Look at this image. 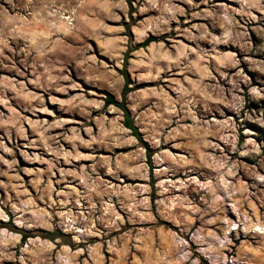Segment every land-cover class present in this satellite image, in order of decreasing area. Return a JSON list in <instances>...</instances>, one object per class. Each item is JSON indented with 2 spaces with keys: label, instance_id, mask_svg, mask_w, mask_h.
Returning <instances> with one entry per match:
<instances>
[{
  "label": "rangeland",
  "instance_id": "1",
  "mask_svg": "<svg viewBox=\"0 0 264 264\" xmlns=\"http://www.w3.org/2000/svg\"><path fill=\"white\" fill-rule=\"evenodd\" d=\"M131 1L0 0V264H264V0Z\"/></svg>",
  "mask_w": 264,
  "mask_h": 264
},
{
  "label": "trees",
  "instance_id": "2",
  "mask_svg": "<svg viewBox=\"0 0 264 264\" xmlns=\"http://www.w3.org/2000/svg\"><path fill=\"white\" fill-rule=\"evenodd\" d=\"M127 1L130 5L131 9H133L132 1L131 0H127ZM159 40H160L159 37L154 36V35H150L143 42L139 43L135 47V49L147 47L152 42H157ZM129 54H130L129 52L126 53V56H125L126 62H128V60H129V57H130ZM121 75H123L125 78V84H124V87L122 89V99L119 100L111 92L105 91L104 92V94H105L104 102H105L106 106L114 105L123 111V113H124V122L123 123H124L125 127L129 128L132 131V135H134L139 140V142L146 148L147 162L149 164L150 169L152 170L154 167L153 166V160H152L154 151L149 146V144L144 141L143 135H142L141 131L139 130L138 126L135 124L134 117H132L131 110L128 107L127 96L132 90L135 89V87L131 86L133 84V82H132L131 76L128 72L126 65L122 69ZM137 88H143V85H140ZM8 226L9 225H7L5 223L0 224V228H4V227H8ZM13 228H15L17 230V232L21 233L23 242H26L29 238H34L37 236H43V237H49V238H55V236H56V233L53 231L43 230V231L38 233V232L27 230V229H17L14 226H13Z\"/></svg>",
  "mask_w": 264,
  "mask_h": 264
},
{
  "label": "bare ground",
  "instance_id": "3",
  "mask_svg": "<svg viewBox=\"0 0 264 264\" xmlns=\"http://www.w3.org/2000/svg\"><path fill=\"white\" fill-rule=\"evenodd\" d=\"M53 1V0H52ZM43 3H46V4H43ZM43 3H41V4H43L41 7L43 8L42 9V15H46V16H48V17H53L54 16V14H48L49 12H48V10L50 9L51 10V5H50V2H48V0H44V2ZM48 12V13H47ZM77 13H78V11H77ZM76 13V14H77ZM78 15V14H77ZM70 17L71 16H64L63 18L64 19H70ZM70 20H72L73 22L76 20H74V18H71ZM50 21V23H51V25H52V28H49V30L47 31V38H46V41H47V43H49L50 41H54L55 40V36H57V35H59L60 34V29L58 28L59 27V25L56 23V22H54L53 20H49ZM77 21V20H76ZM73 22H69L70 24H73ZM4 23V22H3Z\"/></svg>",
  "mask_w": 264,
  "mask_h": 264
}]
</instances>
